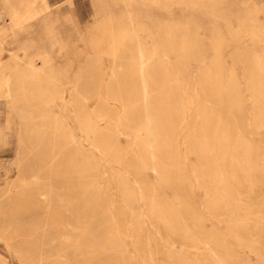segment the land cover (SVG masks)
<instances>
[{"label":"rangeland","instance_id":"374dc122","mask_svg":"<svg viewBox=\"0 0 264 264\" xmlns=\"http://www.w3.org/2000/svg\"><path fill=\"white\" fill-rule=\"evenodd\" d=\"M21 2L0 0V264H150L155 240L162 243L166 254L176 257L172 261L157 253L158 264H193L202 259L207 246L189 247L178 238H167L147 211L146 197L141 195L142 170L135 164L136 137L126 130V110H123V105L133 104L136 99L137 110L130 112L137 115L128 117L138 126L142 119L138 115L142 108L139 77L131 73L129 54L123 52L129 44L123 41L121 47L115 43L117 50L111 54L114 47L111 41L126 39L120 34L126 29L127 16L135 12L139 17L133 24L140 22L153 33L151 38L141 34L147 54H152L154 44L158 46V36L154 35L157 24L159 27V23L172 21L176 39L188 30H184L185 24L198 25L199 38L205 42L206 55H210L209 42L216 27L227 40L222 60L225 71L236 63L231 59L236 48L230 35L240 28L237 18H245V27L253 23L263 26L264 0H208L203 6L174 3L168 10L140 0L130 4L121 0ZM24 7L37 13L32 18L15 21L13 12H21ZM239 34L241 48H250L247 32ZM261 47L255 46L253 50L260 52ZM43 55L48 56L50 63L41 79L47 80L49 76L53 79L44 86L61 96L51 108L35 100L42 88L39 81L18 74V66L28 60L39 65V57ZM162 59L167 60L164 56ZM190 64L189 69L161 71L169 79L178 78L180 72L191 74L190 84L183 87V105L196 98L192 88L197 86L192 81L199 69L195 63ZM233 71L241 78L245 72L239 66ZM4 79L10 82L7 87L1 82ZM7 88L11 90L10 96ZM242 94L248 101V93L243 90ZM11 96L30 100H13ZM134 96V101L129 100L128 97ZM149 101L152 105L160 104L158 92ZM190 104L188 114L195 131L198 127L195 106ZM200 104L214 108L206 101ZM244 106L250 115L253 107L249 101ZM86 117L96 123L105 138L122 149L119 164L92 149L83 138L79 122ZM114 124L120 139L115 137ZM64 127L72 133L74 142L81 145L80 149L68 143ZM248 127L250 140L260 146L262 154V161L259 159L247 175L252 187L239 191L235 203L218 204L219 210L213 211L208 207L210 200L206 202L204 188L195 181L202 167L194 154H187L189 160L184 169L192 176L191 193H183L185 189L181 188L183 197L172 211L182 217L187 214L191 219L188 224L200 218L202 237L217 233L235 263L264 264V219L258 221L264 217V134L256 135L252 122ZM92 164L98 169L90 172L87 167ZM120 176L126 178L133 195L127 203L121 202L116 186V178ZM144 180L149 188L157 185L165 206L171 204L173 195L180 190L165 187L158 174L150 170ZM235 205L242 210L226 211Z\"/></svg>","mask_w":264,"mask_h":264},{"label":"bare ground","instance_id":"6f19581e","mask_svg":"<svg viewBox=\"0 0 264 264\" xmlns=\"http://www.w3.org/2000/svg\"><path fill=\"white\" fill-rule=\"evenodd\" d=\"M121 1L130 4L135 0ZM140 1L152 7L166 9L174 3L203 6L204 2L208 0ZM20 3L23 2L20 0ZM36 13L31 8L24 7L21 12H13V18L15 21L29 19L34 17ZM138 17L135 12L127 16V25L124 24L126 29L120 34L122 38L126 37V39H121L119 42L111 41V43L112 46L115 43L123 45V41L129 44L128 48L123 49V52L127 51L129 54L128 60L132 63L131 73L139 77V100L142 102L141 111L138 113L142 117L139 125L134 126L133 121L128 117H132L133 114L137 115V112H130V110H137L135 96L128 97L129 100L133 99L132 101L135 99V102L123 105V110H126L124 115L126 130L132 132L136 137L135 164L142 170L144 176L141 178L142 182L144 181L142 184L144 191L141 195L143 198L146 197L147 211L152 222L160 224L164 229L167 238H178L189 247L195 244L207 246L205 256L193 264H239L232 260L231 254H228L229 250L222 245L224 243L217 233L215 235V232H211L208 238L202 237L200 218H194V221L188 224L191 219L188 218L187 214L186 217H182L179 212L175 210V213L172 209L180 204L178 200L183 197L181 188L185 189L183 193H191L190 181L192 176L184 169L187 166L186 161L189 160L187 154H194L198 166L202 167L195 181L204 188L206 202L210 200L208 207L213 211L219 210L218 204L230 205L235 203L241 190L252 187L248 184L247 175L257 166L259 159L262 161V154L260 146L253 144V141L250 140L251 130L249 131L248 125L252 122L255 126L256 135L264 134V25L253 23L251 26L245 27L243 25L245 18H237L240 22L238 33L234 32L230 35V40L236 48L231 59L236 61L234 67L239 66L244 69L245 72L242 73L241 78L233 71L234 67L223 70L222 60L227 40L216 27H213V39L209 42L210 55H206V50L203 48L205 42L199 38L198 25L188 26L185 24L184 30L187 28L188 30L176 39V32L171 30L172 21L159 23V27L157 24V32L154 34L158 36L159 43L158 46L154 44L153 52L149 55L145 51V42L142 41L141 34L145 33L146 37L151 38L153 33H149L140 22L133 24V21ZM223 20H229V18ZM252 21H254L253 18ZM190 27L192 28L189 29ZM226 28L229 29L230 25H227ZM239 32H247V37L252 45L250 48H241L242 41ZM255 46H262L260 52L253 50ZM116 50L117 46H114L111 54L115 53ZM163 56L167 58V60L165 59L167 62L162 59ZM192 62L199 69L195 74L196 79L192 81V85L197 86V88H192L196 98L183 105L181 102L183 87L187 83L190 84L191 74L180 72L178 78L169 79L168 74L161 71L189 69ZM49 63L50 60L47 55L39 57V65L33 60H28L23 65L18 66L20 68L18 74L34 82L39 81L42 88L38 89L39 95L35 100L51 108L54 100L61 99V96L44 86L52 82L51 76L47 80L41 79L49 68ZM152 69H158V72ZM182 78L187 81H182ZM2 81L6 87L10 83L7 79ZM148 85L152 87H148ZM243 90L248 93L249 104L253 107V112L250 115L246 114L244 105L248 101L243 97ZM6 91L8 95L11 93L9 88ZM157 92L161 103L152 105L149 100ZM11 98L13 100L20 98L26 101L30 100L25 96H11ZM204 101L211 103L214 108L208 109L201 106L200 103ZM190 103L195 106L194 112L198 124L195 131L193 130L194 126L190 124L191 117L188 114ZM198 104H200L199 107H196ZM246 121L251 122L247 123ZM115 125L112 127L115 137L120 139ZM79 129L92 149L94 148V150L104 154L109 161L116 164L120 163L123 155L122 149L114 145L111 139L105 138L93 120L87 117L83 118L79 122ZM64 131L68 143L80 149L81 145L74 142L72 133L65 127ZM181 132L183 133L182 136H180ZM181 139L183 140L180 141ZM182 151L184 152L182 153ZM174 153L178 155L174 156ZM87 168L93 172L95 168L98 169V166L92 164ZM149 170L158 174L159 181L165 187H178L180 189L177 194L173 195L171 204L168 206L163 204L162 198L164 196L158 193L161 190H158L157 185L153 188L146 186L144 178ZM182 172L184 174H181ZM177 181L183 183L180 184ZM262 181L264 182V177ZM116 186L122 198L121 202L131 201L133 195L126 178L121 176L116 178ZM212 189L213 192H211ZM237 210L242 209L236 205L229 209L226 208V211L229 212ZM263 219L264 217H260L258 221ZM154 243L153 255L155 254V256L152 255L150 264H158L157 253L164 254L166 259L172 261L176 259V257H172V254L164 252L159 240H155Z\"/></svg>","mask_w":264,"mask_h":264}]
</instances>
